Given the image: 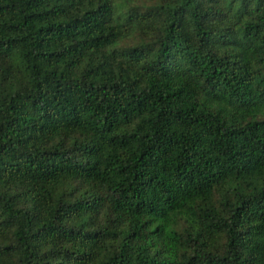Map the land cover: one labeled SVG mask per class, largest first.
I'll return each instance as SVG.
<instances>
[{
  "label": "trees",
  "instance_id": "trees-1",
  "mask_svg": "<svg viewBox=\"0 0 264 264\" xmlns=\"http://www.w3.org/2000/svg\"><path fill=\"white\" fill-rule=\"evenodd\" d=\"M0 264H264V0H0Z\"/></svg>",
  "mask_w": 264,
  "mask_h": 264
}]
</instances>
